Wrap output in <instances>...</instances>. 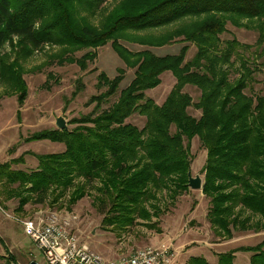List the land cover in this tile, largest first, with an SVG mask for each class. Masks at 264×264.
<instances>
[{"label": "trees", "instance_id": "obj_1", "mask_svg": "<svg viewBox=\"0 0 264 264\" xmlns=\"http://www.w3.org/2000/svg\"><path fill=\"white\" fill-rule=\"evenodd\" d=\"M109 1L116 2L112 8ZM229 24L257 31V43L224 40ZM13 38L19 40L15 60L0 58V98L17 93L21 106L28 86L20 58L45 46L58 49V64L86 71L97 51L111 43L135 72L120 92L126 72L119 69L113 79L102 72L97 87L106 91L90 100L98 114L74 118L69 131L43 130L25 139L64 144L63 152L35 155L38 167L30 172L12 168L23 157L0 163L2 202L18 199L24 212L30 203L53 204L68 196L72 208L95 189L106 231L121 234L142 223L162 233L161 197L168 194L174 207L190 191V150L197 137L207 151L202 193L215 236L229 241L237 231L264 232V93H247L264 70V0H0V50ZM122 42L148 48L181 42L193 44L197 53L187 62L188 45L179 54L157 56L132 52ZM83 51L88 52L77 58ZM166 72L176 83L158 105L146 92L159 87ZM234 73L238 78L231 80ZM188 87L200 91L197 103ZM118 93L100 113L102 103ZM134 115L146 119L144 128L128 123ZM238 253H250L249 264H264V240L219 254L218 264H234ZM188 264L211 263L197 256Z\"/></svg>", "mask_w": 264, "mask_h": 264}, {"label": "rangeland", "instance_id": "obj_2", "mask_svg": "<svg viewBox=\"0 0 264 264\" xmlns=\"http://www.w3.org/2000/svg\"><path fill=\"white\" fill-rule=\"evenodd\" d=\"M115 3L109 1L107 8H112ZM222 38L224 40L237 39L243 44L254 46L259 38V33L255 30L238 29L229 24L228 32ZM18 41L17 38H13L12 41L7 42L0 50V58L8 55L11 57V61H14L18 51ZM122 45L132 52L150 50L157 56L179 54L182 47L188 45L190 49L186 57L187 62L191 61L197 53V48L193 44H182L181 42H175L163 48H148L127 42H122ZM57 51V48L45 46L36 50L34 55L27 60L20 58V65L28 86V97L22 106L19 103L17 93L10 96L2 95L3 97L0 98V163L23 157L22 163H15L12 166L15 170L30 172L38 167L35 155L54 154L65 150L64 144L50 141L27 143L25 139L43 130L57 129V119L60 117L66 120L69 130H71L75 128V125L70 124L71 120L97 112V104L91 103L90 100L93 96L106 91L105 89L99 90L97 87L98 76L102 72L111 79L118 75L119 69L126 72L125 80L121 84L119 92L126 88L134 78L135 70L126 67L125 63L113 51L111 43L97 51L98 58L94 63L89 64L86 71L81 70L76 64H58L54 59ZM87 52H79L76 57L81 58ZM253 52L254 50L245 51L244 54L245 56H252ZM255 77L256 81L252 88L247 90V93L263 94L264 70L256 74ZM236 78H238V74L234 73L231 80ZM161 80L162 84L159 87L146 92V96L152 98L158 105L165 102L176 83L170 72L164 73ZM46 82H49L48 88H46ZM185 91L192 96L195 103L198 102L201 96L200 91L193 87H188ZM76 92L78 95L74 97ZM118 97L119 93L103 102L100 113L111 107L118 100ZM189 113L195 118L201 117V112L194 108H190ZM128 123L142 129L146 124V119L134 115L128 120ZM172 132H175L174 127ZM190 152L192 176L199 175L204 178L203 169L207 159V151L203 148L199 138L196 137L192 141ZM189 192L188 196H184L185 198L180 197L174 207L170 204L168 194H163L161 197L163 214L159 218V229L164 222V216L178 206L173 220L165 225V230L170 232L174 239L178 237L185 221L195 217L203 220L209 210V205H207L208 203L201 191L191 190ZM95 195L96 190H91L89 196L80 200L72 208L68 202V196L53 204L49 200L43 204L30 203L25 207L24 212L18 210V199L9 202H6L5 197H3L5 202L0 199V264H32L42 261L38 248L25 234L23 226L15 220L17 218H34L40 212H57L69 216L72 228L78 234L80 241L88 244L94 253L97 251L105 257L112 249H115L118 255H128L139 249L150 246L156 247L153 243L154 238H157V234L161 233L156 230H149L142 223L121 234L106 231L102 225L104 215L99 213L94 205ZM195 224V222L187 224L185 231L189 229V226H195ZM235 233H237L236 239L230 245H236L237 248L256 246L264 240V232L237 231ZM187 236L179 238L177 244L186 241ZM211 238L213 241H217L216 236ZM217 249L218 247H214V250ZM225 249L219 248L220 251ZM192 253L195 254L196 252L193 251ZM250 257V253H238L236 264H249Z\"/></svg>", "mask_w": 264, "mask_h": 264}, {"label": "built area", "instance_id": "obj_3", "mask_svg": "<svg viewBox=\"0 0 264 264\" xmlns=\"http://www.w3.org/2000/svg\"><path fill=\"white\" fill-rule=\"evenodd\" d=\"M16 220L42 256V261L36 264H103L89 245L80 241L69 216L40 212L34 218ZM174 259L172 247L150 246L123 255L109 264H173Z\"/></svg>", "mask_w": 264, "mask_h": 264}, {"label": "crops", "instance_id": "obj_4", "mask_svg": "<svg viewBox=\"0 0 264 264\" xmlns=\"http://www.w3.org/2000/svg\"><path fill=\"white\" fill-rule=\"evenodd\" d=\"M189 193L190 192H188L184 196H188ZM184 196L183 198H185ZM203 197L205 201L208 203L207 205H209V200H207V198H205L204 195ZM177 210H178V206L172 209L171 213L164 216L163 221L165 223L163 222L161 224L162 233L157 234L158 237L157 238L155 237L153 241L156 247L170 246L173 248V250H175V259H174L173 264H188V261L191 257H197V256L205 257L211 264H218L219 254L227 253L237 248L236 245H230L236 239L237 233H235L234 238L229 241H224L219 238H217L216 242L212 240L211 237H215V234L207 219L208 211L206 212L203 220L195 217L187 222L185 221V223H183L184 226L180 229V233L178 237L174 239L170 235V232H167L165 230V225L169 221L173 220L174 215ZM191 222H195L196 223L195 226H189V229L185 231L187 224ZM185 235H188L187 236L188 239L186 241H183L177 244V242L179 241V238H182ZM214 247L215 248L218 247V249L214 250ZM219 248H226V249L224 251H220ZM193 251H195L196 253L193 254L192 253ZM95 253L101 258L103 264L112 263L116 261L117 259H119L120 257H122L123 255H126V254L118 255L115 249H112V251L108 252L106 257L104 255H101L97 251H95ZM236 260H237V254H236L234 264H236Z\"/></svg>", "mask_w": 264, "mask_h": 264}, {"label": "water", "instance_id": "obj_5", "mask_svg": "<svg viewBox=\"0 0 264 264\" xmlns=\"http://www.w3.org/2000/svg\"><path fill=\"white\" fill-rule=\"evenodd\" d=\"M56 125L58 130L69 131L68 124L66 120L62 117L57 119ZM188 177H189V183H188L189 188L194 191H202L205 183L204 179L199 175L193 177L191 172L189 173ZM32 264H36V263H32Z\"/></svg>", "mask_w": 264, "mask_h": 264}]
</instances>
